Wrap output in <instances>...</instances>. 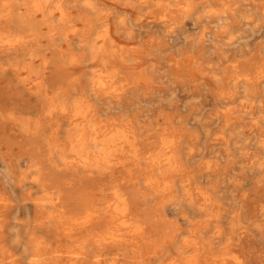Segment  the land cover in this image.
<instances>
[{"label": "bare ground", "instance_id": "bare-ground-1", "mask_svg": "<svg viewBox=\"0 0 264 264\" xmlns=\"http://www.w3.org/2000/svg\"><path fill=\"white\" fill-rule=\"evenodd\" d=\"M259 38L264 0H0V264H246L238 250L258 228L238 212L243 176L195 162L194 126L217 158L247 155L236 137H251L262 169L264 108L219 98L189 126L157 95L168 83L207 106L231 76L264 105ZM204 177L228 180L231 212L212 211L217 183Z\"/></svg>", "mask_w": 264, "mask_h": 264}, {"label": "rangeland", "instance_id": "rangeland-1", "mask_svg": "<svg viewBox=\"0 0 264 264\" xmlns=\"http://www.w3.org/2000/svg\"><path fill=\"white\" fill-rule=\"evenodd\" d=\"M88 1L92 2L93 0H88ZM153 10L155 12L162 11L159 9H153ZM140 11L141 9L138 7L134 9V13H138ZM83 13L88 14L90 18H94L95 12L92 10H86V12H83ZM73 14H76V13H73ZM117 17L125 18L126 26H132L131 25L132 18L129 16L128 13H125V12L119 13ZM71 26L72 27H70V29L74 31L75 32L74 35L77 36L78 35L77 32L85 28V23L76 21L73 24H71ZM140 26H132L135 35H140V31H139L141 30ZM187 28L191 29L192 27L190 24H188ZM144 31H145L144 35L137 37L136 43H140V41H142L144 37L151 36V34L156 33L155 29H151V27L148 28V30L144 29ZM195 31L193 32L190 31V33L193 35V38L198 37L199 30H195ZM244 35H249V32L245 30ZM258 42L264 43V38H259ZM72 43L79 44L80 42L77 39H75L72 41ZM197 48L198 47L193 44V46L190 48V52L191 53L196 52ZM226 65H229V64L227 63ZM216 77H217L216 79L220 78L218 75ZM231 80H232L231 76H228L224 78L222 82L221 81L218 82L217 91L219 94L215 96L214 98L215 101H213L212 99L213 97L209 98L210 102L207 106L202 103V96H203L202 92H194V93L188 92L183 95L179 94V92L178 94L177 92H175V94H172L173 93L172 88L168 83L165 84L166 89L164 90V93L158 94L157 96H161L163 99L169 100L173 102L174 104L176 103V105L180 108L179 113L182 114L183 116H187V119H189L191 123V124L189 123V126L194 124L195 121L200 120V118L202 116H205L206 113H209L210 111H212L213 107L217 105L216 103L219 100V98L220 100L223 98V99H229L230 101L228 105L220 106V108L223 107L224 109H233V110H242V109L244 110L245 109L246 110L249 108H256V109L264 108V105H261V104L250 105L249 103L250 99L253 97L247 91L244 92L241 86L238 85L235 88ZM258 85L260 89L264 88L262 87V85H264V81H259ZM155 99H156L155 104L153 105L155 106V109H156V106L161 102V100L160 98H155ZM240 99H243V100H240ZM181 100L183 101L182 104L179 102ZM165 106L166 107L168 106L166 105V102H165ZM147 109H149V106L145 105V107H143V110H147ZM237 123L241 125H246V124H249L250 121L249 120H238V116L235 114H232L229 120V124L233 125ZM194 129L201 136V140L198 143L199 153H198L197 158L195 159V162L209 160L210 162L214 163V166H215L214 171L218 170V168L216 167V164L220 168V167L225 166V163H228L227 168H228L229 175H232L234 173H239V172L242 174L245 197L238 201L239 202L238 212L241 214L243 218H246L249 221V223H251L252 225H255L258 228L257 229L258 233H255L243 239V241L241 242L242 249L240 248L238 250V255L240 254L239 255L240 258L242 257L241 259L245 261L246 264H264V188H262L264 187V180L261 181V179L264 178V168L262 169L256 168L257 161L262 157V153L259 151V149L254 148L255 146L253 145L251 141L252 140L251 137L246 139L242 136H239V137H236V140L239 142L235 145L234 148L236 150H239L241 147L244 146V144H246L247 145V155L240 156L238 151H234L232 158H227L225 157V155H224V158H222L221 154H224L223 148L220 146H213L211 145L210 141L205 140L202 127L194 126ZM218 153H221V154H220V157L217 158ZM201 181L204 182L205 184L208 183L210 185L212 184L214 185L217 183V181L214 178L208 181V178L204 177L203 180ZM216 188H217L216 189L217 199L220 201L221 207H215L212 209V211L214 213L218 211L231 212L234 209L233 208L234 202H237V201L235 200V198L233 199L231 196L232 187L229 185L228 180H226L224 184L217 183ZM173 227L174 225L171 228L173 229ZM252 228H255V227L252 226ZM162 237H163V234L162 235L158 234V238H162ZM245 256L247 257L245 258ZM25 261L27 260L24 259V262Z\"/></svg>", "mask_w": 264, "mask_h": 264}]
</instances>
